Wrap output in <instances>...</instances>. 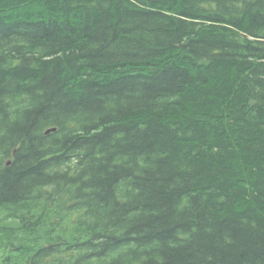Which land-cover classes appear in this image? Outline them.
<instances>
[{"label":"trees","instance_id":"obj_1","mask_svg":"<svg viewBox=\"0 0 264 264\" xmlns=\"http://www.w3.org/2000/svg\"><path fill=\"white\" fill-rule=\"evenodd\" d=\"M0 264H264V0H0Z\"/></svg>","mask_w":264,"mask_h":264},{"label":"water","instance_id":"obj_2","mask_svg":"<svg viewBox=\"0 0 264 264\" xmlns=\"http://www.w3.org/2000/svg\"><path fill=\"white\" fill-rule=\"evenodd\" d=\"M56 128H50V129H48L46 132L47 133H49V132H51V131H54ZM8 163H10V161H8Z\"/></svg>","mask_w":264,"mask_h":264},{"label":"bare ground","instance_id":"obj_3","mask_svg":"<svg viewBox=\"0 0 264 264\" xmlns=\"http://www.w3.org/2000/svg\"><path fill=\"white\" fill-rule=\"evenodd\" d=\"M56 130V129H55Z\"/></svg>","mask_w":264,"mask_h":264}]
</instances>
